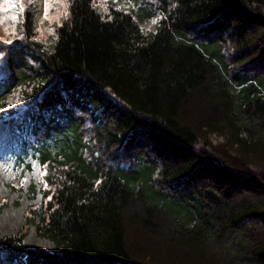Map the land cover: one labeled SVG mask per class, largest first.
<instances>
[{
	"label": "trees",
	"instance_id": "obj_1",
	"mask_svg": "<svg viewBox=\"0 0 264 264\" xmlns=\"http://www.w3.org/2000/svg\"><path fill=\"white\" fill-rule=\"evenodd\" d=\"M20 12L0 120L41 201L0 264H264V0H65L46 41Z\"/></svg>",
	"mask_w": 264,
	"mask_h": 264
},
{
	"label": "rangeland",
	"instance_id": "obj_2",
	"mask_svg": "<svg viewBox=\"0 0 264 264\" xmlns=\"http://www.w3.org/2000/svg\"><path fill=\"white\" fill-rule=\"evenodd\" d=\"M123 4L124 0H121V5ZM27 6L34 8L35 38L46 41L50 38L55 23L64 14L65 0H0V75L6 68L8 46L4 41L7 38L11 42L15 41L14 37L19 30L20 10L24 11ZM145 26L153 29V20H146ZM14 97L9 99L10 104H13ZM28 125L27 121V128ZM22 140L12 127L0 120V205H3L0 210L1 234H12L23 229L28 208L41 201L39 192L31 199L28 190L32 185H35L36 190L39 189L41 167L31 154L29 143L24 146ZM25 241L47 249L53 246L52 242L38 236L34 227L27 232Z\"/></svg>",
	"mask_w": 264,
	"mask_h": 264
},
{
	"label": "snow or ice",
	"instance_id": "obj_3",
	"mask_svg": "<svg viewBox=\"0 0 264 264\" xmlns=\"http://www.w3.org/2000/svg\"><path fill=\"white\" fill-rule=\"evenodd\" d=\"M153 23H155V21H153Z\"/></svg>",
	"mask_w": 264,
	"mask_h": 264
}]
</instances>
